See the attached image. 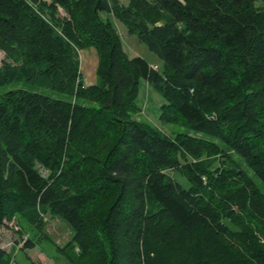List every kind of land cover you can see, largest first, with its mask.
Returning <instances> with one entry per match:
<instances>
[{"label":"trees","instance_id":"16d2710c","mask_svg":"<svg viewBox=\"0 0 264 264\" xmlns=\"http://www.w3.org/2000/svg\"><path fill=\"white\" fill-rule=\"evenodd\" d=\"M0 49V229L60 217L68 264H264V0H0ZM142 79L186 131L139 117Z\"/></svg>","mask_w":264,"mask_h":264},{"label":"rangeland","instance_id":"374dc122","mask_svg":"<svg viewBox=\"0 0 264 264\" xmlns=\"http://www.w3.org/2000/svg\"><path fill=\"white\" fill-rule=\"evenodd\" d=\"M121 1L126 4L129 2V0ZM260 4L261 1L258 2V5ZM61 12L65 14L63 10H61ZM103 16L107 17V14L103 13ZM114 22L118 26L123 37L126 50L131 55H140L153 65L156 66L157 64V66L160 67L159 57L152 52L145 43L141 42L136 35L128 34L125 26L117 19H114ZM80 58L81 72L85 83L91 84L96 82V69L98 64V53L96 48L90 47L80 50ZM6 59L5 52L0 49V65ZM21 85L31 87L25 82L21 83ZM11 87H16V85H3L0 87V92ZM57 95L60 97L66 96L59 93H57ZM163 101L161 94L151 87L146 80L142 79L138 96V102L142 106L139 117L154 123L162 131L171 136L173 133L186 131L183 127L165 124L160 120V106ZM42 173L46 175V171L43 170V168ZM168 173L180 179L186 186L189 184L188 180L182 177L178 170L169 169ZM44 221L45 224L42 228L32 227L26 224L22 230L17 220H13L7 222V224L0 229V246L8 251H15L13 264H68L64 258L60 257L57 248L58 246H63L71 238L72 230L69 224L51 213H46L44 215ZM29 238L34 239L36 245L32 248L23 249L25 241ZM76 249L78 250V247Z\"/></svg>","mask_w":264,"mask_h":264},{"label":"built area","instance_id":"2783aa9c","mask_svg":"<svg viewBox=\"0 0 264 264\" xmlns=\"http://www.w3.org/2000/svg\"><path fill=\"white\" fill-rule=\"evenodd\" d=\"M155 67H157V65Z\"/></svg>","mask_w":264,"mask_h":264},{"label":"crops","instance_id":"0c3cea01","mask_svg":"<svg viewBox=\"0 0 264 264\" xmlns=\"http://www.w3.org/2000/svg\"><path fill=\"white\" fill-rule=\"evenodd\" d=\"M71 229V228H70ZM32 248V247H31Z\"/></svg>","mask_w":264,"mask_h":264}]
</instances>
